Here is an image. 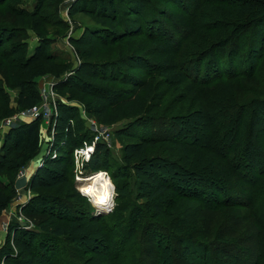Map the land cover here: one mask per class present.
Instances as JSON below:
<instances>
[{
    "label": "rangeland",
    "instance_id": "rangeland-1",
    "mask_svg": "<svg viewBox=\"0 0 264 264\" xmlns=\"http://www.w3.org/2000/svg\"><path fill=\"white\" fill-rule=\"evenodd\" d=\"M79 1L0 0V98L5 101L0 151L6 124L18 114L16 81L41 68L46 74L36 81L52 107L58 99L81 112L91 99L70 83L72 78L110 90L113 102L133 93L137 111L115 103L108 117L117 121L94 117L115 132L108 172L115 187L122 182L126 190L123 197L116 191L111 212L95 211L80 195L76 165L68 167L66 183L50 190L31 189L27 178L0 175L10 196L0 217V251L6 249L16 264H189L182 256L186 239L205 248L203 256L194 254L193 264L212 259L213 264H264V23L256 37L246 19L240 20L248 16L245 5L252 2L117 0L122 12L118 21H106L105 30L96 13L72 14ZM227 35L236 42L235 61H229L227 47L205 59L209 47L220 45ZM209 69L216 72L213 82L199 80L196 86V74L204 76ZM94 74L119 80H100ZM137 85L141 89L135 93ZM9 110L16 112L10 115ZM140 114L150 115L151 125L139 128L137 135L126 131ZM158 118L163 125L173 124V134L185 144H176L177 155L204 146V154L224 166L226 176L209 188L200 179L208 176L206 169L202 173L174 158L173 163L163 162L170 159L165 149L173 148L166 143L150 148L146 162L127 163L125 147L141 142V136L156 135ZM48 123L44 119L42 124V154L50 137ZM222 136L237 141L235 152L244 164L231 169L217 157L221 151L215 145ZM40 157L29 158L24 168L33 169ZM126 167L131 177L115 181L112 173ZM82 171L86 176L94 172L86 167ZM155 174L170 187L167 194L155 196ZM222 180L232 187L222 186ZM65 202L73 204L80 232L47 242L44 253L31 254L39 239L19 236L17 229L39 230V223L51 219ZM0 264L7 263L0 258Z\"/></svg>",
    "mask_w": 264,
    "mask_h": 264
},
{
    "label": "trees",
    "instance_id": "trees-1",
    "mask_svg": "<svg viewBox=\"0 0 264 264\" xmlns=\"http://www.w3.org/2000/svg\"><path fill=\"white\" fill-rule=\"evenodd\" d=\"M116 1L117 0H80L77 3V7L72 12V14H75L80 10L89 13H96L100 18H103L101 19L102 23L98 24L106 30V21H108L109 19H111L112 21L114 20V22L118 21L117 17L122 12L120 9L118 10V7L116 6ZM250 1L252 3H245L246 5L243 4L248 8L246 11L248 13V16H242L240 20L246 19L247 22L245 23H247V26L249 27L248 29H253V34L257 37L259 35L258 28L260 27L261 23H264V2L262 0ZM236 5L239 6V2L236 3ZM242 30H244V28L240 31ZM231 39L232 38L227 35L221 39L222 43L220 45H211L209 47L211 50L205 52V54H208L204 58L207 59L211 55L210 53H215L216 51L222 50L223 48L227 47V49H229L227 50V56L229 58V61H235L237 55L235 54L234 45L236 42L234 43V41H231ZM1 40L2 28H0V41ZM216 46L219 47L217 48V50ZM239 51H241V48H239ZM254 51L256 53V50ZM252 52L253 49L251 48L248 53V58L253 55ZM114 68L115 66L111 65L110 69ZM211 71V69L206 70L204 72V76H202L201 73L196 74L197 77L192 81L196 86L198 85L199 80H201L203 82L202 84L204 85L209 82H213L212 80L215 79L214 74L216 72ZM45 72L46 71L41 68L38 71L30 73L27 78H19L16 81V85L19 88V94L16 99L18 104V110L16 111L19 112L22 110L29 109L40 103L41 95L36 78L45 75ZM94 76H96L100 80L106 81L115 79L119 80L118 78H112L115 77V75L112 77H106L94 74ZM187 77L190 79L192 76ZM70 83L79 86L84 93L91 97L90 100L84 103V109L86 110V112L100 120L102 119L103 121L108 123L117 121L118 118L110 119L108 117L109 110L115 105V103H120V105L123 107L130 108L132 109V111H137L135 107L136 101L133 100L136 98L133 97V93L128 95L123 94L117 98L118 100H115V102H113L112 97L115 93H112L108 89L106 90L103 88L94 87L93 84H89L86 82H79L77 78H72L70 80ZM138 88L141 89V86L137 85L136 87H134L135 93L139 90ZM0 90L2 91V88H0ZM4 107L5 101L0 98V119L3 116ZM16 111L9 110V114L12 115ZM140 115L141 117L139 119L127 124L125 128L126 131H130L131 133H134V135H137L135 132L138 131L139 128H141L142 126L147 127L151 125L150 120L152 121V117L150 115ZM159 119L160 118L156 119V122L159 123L153 128L154 134L156 135H152L149 138H144V136H141V142L129 144L125 147L124 154L127 163H135L138 165L146 162L148 159L147 157L150 152V148H153V146L158 143H166L173 144V148L168 150L167 148L165 149L166 152L169 151L168 155L170 159H166V161L163 162L166 164L168 162L169 164L173 163L172 159L174 158L179 159L180 161H185L187 164L189 163L192 167L202 170V173H204L203 171L206 169L208 176H204V179H200H202L204 183L206 182L207 185L209 184V188L211 187V185H215L213 182L218 180V177L226 176V170L225 168H223L224 166H220L219 164H217L215 158L204 154V146H199L197 150H189L188 148H186V154L177 155L176 144H185H183V142L179 143L177 135L173 134L175 132V127L173 124H169V126L168 124L163 125L164 121H159ZM43 122V117H39L34 120L25 121L14 127L8 128L3 133L0 151V175L7 176L10 180H13L16 176H18L19 172L25 167L26 162L29 158H36L41 154V161L39 162L37 168L34 170L33 174L30 177L29 186L33 190H50L54 188H59L64 183H66L68 181L69 176L68 167L75 165V150L81 147L85 141H91L93 138L91 131L86 126L85 121L80 115L79 107L75 104H71L70 102L59 101L57 104V109L49 123V132L51 135L54 132V135L51 141L46 144L47 147H49H46L44 154H42L41 152L43 149ZM153 123L154 124L152 126L155 125V122ZM167 127H169V129H167ZM124 133L125 131L121 132L120 134ZM236 142L237 141L233 140H225L224 136H222L221 140H218L215 145L216 147H219L217 148L219 152L221 151V153L218 154L219 156L217 157L220 160L225 161V163L229 164L231 169L244 164L242 162L243 160H240L241 157L240 154H238L239 152H235V150L238 151V146ZM189 145L192 148L194 147L193 144ZM225 150H227L226 153L224 152ZM109 158V148L104 143L99 142L90 160L86 163V168H89L90 171L94 172H98L100 170L108 171V168H110ZM207 166H210L211 168L209 169ZM210 174L213 175V177L211 176V179L209 177ZM155 176V186L157 189L155 196L167 194L170 191V187L167 186V184L159 175L155 174ZM112 177L115 181H125L131 177V173L126 167V169H122L119 172H113ZM221 182L222 186L228 185L227 183L226 185L224 184V180L220 181V184ZM228 187L231 188L232 186L228 185ZM125 190L126 188L124 187L122 182H117L116 191L118 193V197H123ZM207 190L208 192L211 191L209 189ZM231 196L235 195L231 194ZM83 197L86 198L85 196ZM211 198L215 199L216 197L215 195H213ZM9 203V193L0 184V217L3 215ZM58 210V213L52 214L51 219L39 223V230H28L21 228L17 229V232L20 233L19 236L30 235L32 238L39 239L38 245L31 249V254L39 255L41 253H44V250L47 248V242H56L70 233L75 234L80 232V224L75 222L76 218L74 217L75 210L73 204L70 202H65V204L62 205V207L60 206ZM19 236L17 233L14 234L15 239H19ZM182 242V256L185 257L189 264H193V261L191 259H195L194 254H197V256H203V253H205V248H203V246H196L192 241L186 239H183ZM0 255L1 260L6 262L7 264H16L11 260V256L9 255V252L6 249H2L0 251ZM212 261L213 259L207 264H213Z\"/></svg>",
    "mask_w": 264,
    "mask_h": 264
},
{
    "label": "built area",
    "instance_id": "built-area-1",
    "mask_svg": "<svg viewBox=\"0 0 264 264\" xmlns=\"http://www.w3.org/2000/svg\"><path fill=\"white\" fill-rule=\"evenodd\" d=\"M40 90L41 95V101L36 106L22 110L18 112L16 116L8 120V123L6 124L5 130L8 128L14 127L22 122L34 120L39 117H43V120L46 119L47 122L50 123V120L55 113L57 109V104L59 102L58 99L54 101V107L48 105L45 98V93ZM58 97L57 95H55ZM81 117L85 122H87L89 126V130L92 133V140L91 141H85L84 144L77 148L74 152V159H75V165L79 173L77 174L76 178L78 183H80V186H78V190H81V185L83 181L86 179L92 178L96 175V173H107V176L111 178L109 172L107 170H100L98 172H93L91 175L86 176V174L83 173L82 168L86 167V163L90 160L92 154L94 153L96 146L99 142L104 143L108 148H112L114 145V135L115 132L112 127L110 126H100L98 122L95 120L94 116L86 112V110L83 108L80 112ZM48 123V125H49ZM74 123V122H73ZM2 127V126H0ZM54 132L50 137L47 139V144L51 141L53 138ZM49 147V146H48ZM47 147V148H48ZM19 178H28L29 172L27 168H23L19 174ZM116 191V187H115ZM86 197V196H85ZM87 198V197H86ZM116 198V196H115ZM114 198V200H115ZM88 199V198H87ZM95 211H100L101 209L99 207H94ZM20 221L22 218L19 219ZM23 222V221H21ZM9 226V223L6 225V227Z\"/></svg>",
    "mask_w": 264,
    "mask_h": 264
},
{
    "label": "clouds",
    "instance_id": "clouds-1",
    "mask_svg": "<svg viewBox=\"0 0 264 264\" xmlns=\"http://www.w3.org/2000/svg\"><path fill=\"white\" fill-rule=\"evenodd\" d=\"M105 176H107V173H105ZM108 184L110 187L105 191L104 195L99 198H94L89 189H81V195L86 196L94 207H99L103 211L111 212L115 207L114 198L117 193L115 191V185L112 184L110 177H108Z\"/></svg>",
    "mask_w": 264,
    "mask_h": 264
},
{
    "label": "bare ground",
    "instance_id": "bare-ground-1",
    "mask_svg": "<svg viewBox=\"0 0 264 264\" xmlns=\"http://www.w3.org/2000/svg\"><path fill=\"white\" fill-rule=\"evenodd\" d=\"M109 187L110 185L108 184V176H105L104 173H96L94 177L86 179L81 185L82 189H89L92 192L94 198H99L100 196L104 195L105 191ZM79 192L81 193V190H79Z\"/></svg>",
    "mask_w": 264,
    "mask_h": 264
},
{
    "label": "crops",
    "instance_id": "crops-1",
    "mask_svg": "<svg viewBox=\"0 0 264 264\" xmlns=\"http://www.w3.org/2000/svg\"><path fill=\"white\" fill-rule=\"evenodd\" d=\"M41 161V157L37 160V163L39 164V162ZM35 163L34 168L33 169H28L29 172V176L25 181H28L31 177V175L33 174L34 170L37 168L38 164Z\"/></svg>",
    "mask_w": 264,
    "mask_h": 264
}]
</instances>
